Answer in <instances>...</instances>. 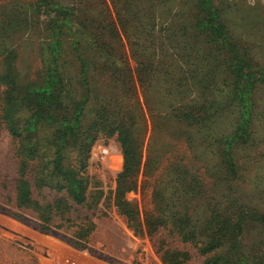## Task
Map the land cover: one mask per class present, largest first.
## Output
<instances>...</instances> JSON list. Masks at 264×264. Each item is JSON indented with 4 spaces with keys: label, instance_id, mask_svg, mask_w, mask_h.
Listing matches in <instances>:
<instances>
[{
    "label": "rangeland",
    "instance_id": "1",
    "mask_svg": "<svg viewBox=\"0 0 264 264\" xmlns=\"http://www.w3.org/2000/svg\"><path fill=\"white\" fill-rule=\"evenodd\" d=\"M211 8L210 38L198 0H0V264H264V0ZM30 144L65 148L85 188L59 230L13 216Z\"/></svg>",
    "mask_w": 264,
    "mask_h": 264
},
{
    "label": "trees",
    "instance_id": "2",
    "mask_svg": "<svg viewBox=\"0 0 264 264\" xmlns=\"http://www.w3.org/2000/svg\"><path fill=\"white\" fill-rule=\"evenodd\" d=\"M198 4L204 13L203 23L205 24V33L210 38L221 36V29L212 23L214 12L211 8V0H198ZM240 65H242V68L251 71L250 66L246 64V62L241 61ZM253 75L254 74L248 76L247 78L250 79ZM0 81H8L9 85L14 84V79L11 77H8L6 80L3 76H0ZM54 87L57 88L58 85L56 87L54 84L53 88ZM54 91L56 92V89H54ZM54 91L53 93L55 95L56 93ZM47 92L49 93H46V100H44L45 102L40 100L41 104H48L49 100L52 101L53 93L51 91ZM7 97L9 104H11V97H9V95ZM9 130L14 138L19 140L22 139V135L15 130L12 122L9 123ZM240 131L241 134L245 135L246 131L241 129ZM118 141L124 158L122 172L117 176V181L121 182L131 170V164L130 151L125 137L122 134H118ZM81 153L82 152L79 151V154ZM66 154L68 153L65 148L52 147L43 149L38 148L34 144L22 145L19 151L21 160L18 166V176L15 181V208L18 212L13 213V216L22 220L24 219V213L21 212L22 210L32 211L37 218L36 226L44 232L59 230L64 226L65 222H68L69 210L72 207V204L80 205L84 202L85 188L83 187L81 181H70V177L75 175L76 170L66 168L63 165V159L66 158ZM33 158L41 159L40 164L37 166L35 171H31L27 163L28 160ZM78 168L79 171H82L83 164H81ZM32 172L33 176L31 175V179H28V175ZM52 178L56 179V182H53ZM42 190L54 191L56 196L49 202H39L37 197ZM68 201H70V204L67 203ZM120 201H122V198L118 199V203H121ZM233 229L238 234L240 231V224H235ZM84 231L87 232L88 228ZM223 236H225V232H217L210 243L205 244L201 248L200 252L206 253L215 249L217 247V243H219ZM73 243L82 247L79 242L75 241ZM162 260L165 264H187L184 259H178L175 252L170 251L164 252ZM231 262L232 261L229 258L213 256L208 258L205 263L232 264Z\"/></svg>",
    "mask_w": 264,
    "mask_h": 264
}]
</instances>
